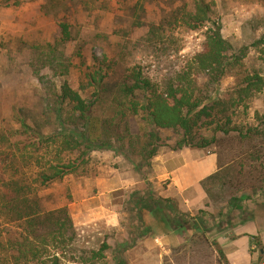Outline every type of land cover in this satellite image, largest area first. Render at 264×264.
Masks as SVG:
<instances>
[{
    "label": "trees",
    "instance_id": "1",
    "mask_svg": "<svg viewBox=\"0 0 264 264\" xmlns=\"http://www.w3.org/2000/svg\"><path fill=\"white\" fill-rule=\"evenodd\" d=\"M180 2L163 24H149L147 35L159 37L171 25L188 31L205 28L200 51L165 81L152 80L134 65L106 98L102 88L114 69L105 56L93 57L95 68L84 73L87 85L80 89L93 87L91 96L70 86L72 62L65 47L74 36L68 22L57 24L53 43H20L18 49L30 50L28 66L40 96L34 108L13 112L17 128L0 127V264H123L117 253L162 235L172 239L162 264H230L223 245L206 234L221 214L185 211L176 198L162 196L167 183L153 179L152 164L162 147L172 152H209L214 147L221 169L203 182L208 197L206 183L221 180L225 167L233 163L249 168L247 174L236 172L234 189L244 187L250 177L252 188L264 193V114H256V124L234 120L236 110H246L248 101L264 92V72L238 73L239 79L221 96L217 90L224 77L241 68L249 47L264 53V33L250 45L237 47L223 37L219 20L212 16L213 0ZM201 78L205 80L199 84ZM100 100H106V107L96 113ZM160 130L178 137L167 146ZM100 150L128 155L138 181L114 192L115 200L121 197L113 202L118 226L106 229L98 248L89 249L82 245V227L73 224L68 208L47 207L42 192L68 176L90 177L101 164L92 154ZM259 201L231 197L226 213L242 212L243 204ZM113 233L119 235L114 249L107 242Z\"/></svg>",
    "mask_w": 264,
    "mask_h": 264
},
{
    "label": "rangeland",
    "instance_id": "2",
    "mask_svg": "<svg viewBox=\"0 0 264 264\" xmlns=\"http://www.w3.org/2000/svg\"><path fill=\"white\" fill-rule=\"evenodd\" d=\"M213 1L212 16L219 20L223 37L233 45L248 46L264 33V0ZM180 3V0H0V127L17 128L11 119L13 112L34 108L40 96V86L28 66L30 50L18 49L20 43H53L59 34L57 24L68 22L74 36L65 47L72 62L69 84L84 97L91 96L93 87L80 89L82 84L87 85L84 73L95 68L93 57L102 59L105 56L114 69L102 88V96L106 98L122 81L126 69L139 65L152 80L165 81L185 68L200 51L205 28L188 31L180 25H171L160 32L159 37L147 35L149 24H163L170 10ZM261 58L264 60V53L249 47L241 68L234 69L220 81L218 95L235 84L238 73L264 72ZM204 80H198L199 84ZM104 101L97 104L96 113L104 111ZM256 114H264V92L248 101L246 110H236L234 120L242 125L256 124ZM159 134L161 142L167 146L178 137L171 130H160ZM167 150L162 147L160 152ZM209 152L215 154L216 149L212 147ZM92 155L101 164L95 166L90 177L68 176L64 181L52 184L42 195L49 208L66 206L73 224L82 227L79 229L84 238L82 245L96 249L109 227L104 220L91 221L90 209L105 206L117 212L118 206L113 202L120 201L121 197L116 196L115 200L114 192L130 187L107 192L109 188L105 183H99L97 187V180L116 175L117 179L130 181L134 186L138 175L128 155L118 156L110 150H100ZM240 169L242 174H247L249 168L246 164L241 168L239 164H230L223 170L225 176L221 180L206 183L210 194L202 210L221 214L206 234L223 245L230 264H264V203L261 201L264 193L252 188L255 184L250 177L244 187L234 189L236 172ZM95 174L99 176L95 177ZM235 196L260 201L259 204H243L240 214L237 211L227 214L226 202ZM117 238L116 233L107 238L113 249ZM171 243L172 239L167 235L146 238L117 255L123 264H162L164 256L170 254ZM109 258L107 256L105 260L109 262Z\"/></svg>",
    "mask_w": 264,
    "mask_h": 264
},
{
    "label": "crops",
    "instance_id": "3",
    "mask_svg": "<svg viewBox=\"0 0 264 264\" xmlns=\"http://www.w3.org/2000/svg\"><path fill=\"white\" fill-rule=\"evenodd\" d=\"M220 169L214 153L190 148L163 152L154 158L152 164L153 179L167 183L160 194L176 198L185 211L204 209L207 194L203 182L207 177L220 172ZM96 183L97 187L99 183H105L109 188L107 192L133 185L130 181L117 179L116 175L101 178ZM90 210L91 221L104 220L107 227L118 226L119 217L115 209L99 206Z\"/></svg>",
    "mask_w": 264,
    "mask_h": 264
}]
</instances>
